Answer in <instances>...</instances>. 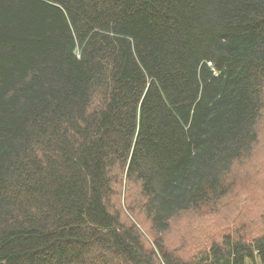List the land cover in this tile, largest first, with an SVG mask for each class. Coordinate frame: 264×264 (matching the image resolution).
<instances>
[{
    "label": "trees",
    "instance_id": "1",
    "mask_svg": "<svg viewBox=\"0 0 264 264\" xmlns=\"http://www.w3.org/2000/svg\"><path fill=\"white\" fill-rule=\"evenodd\" d=\"M263 115L264 0H0V264H264Z\"/></svg>",
    "mask_w": 264,
    "mask_h": 264
},
{
    "label": "rangeland",
    "instance_id": "2",
    "mask_svg": "<svg viewBox=\"0 0 264 264\" xmlns=\"http://www.w3.org/2000/svg\"><path fill=\"white\" fill-rule=\"evenodd\" d=\"M259 129L261 130V140L260 143L255 150V153L253 155V162L250 165L249 172H254L257 170L255 173H264V115L262 117V121L260 123ZM261 183V177L259 179V184ZM254 187H257V184L254 182ZM192 213L186 214L182 216L180 219V228L172 231L168 237L169 242L176 243L178 239L186 238L192 234L193 230V217L191 215ZM199 238L192 237L190 240L192 243L195 245L198 241ZM192 243H187L185 245V251L190 252L191 249H193V244Z\"/></svg>",
    "mask_w": 264,
    "mask_h": 264
}]
</instances>
